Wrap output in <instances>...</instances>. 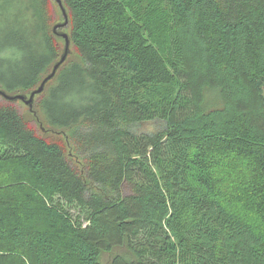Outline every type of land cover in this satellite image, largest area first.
<instances>
[{
  "label": "trees",
  "instance_id": "1",
  "mask_svg": "<svg viewBox=\"0 0 264 264\" xmlns=\"http://www.w3.org/2000/svg\"><path fill=\"white\" fill-rule=\"evenodd\" d=\"M53 1L0 0L8 94L61 55ZM62 4L74 51L0 96V264H264L214 174L245 161L264 230V0H157L158 45L139 0Z\"/></svg>",
  "mask_w": 264,
  "mask_h": 264
},
{
  "label": "rangeland",
  "instance_id": "2",
  "mask_svg": "<svg viewBox=\"0 0 264 264\" xmlns=\"http://www.w3.org/2000/svg\"><path fill=\"white\" fill-rule=\"evenodd\" d=\"M139 4L140 5H135L133 7V14L137 15L141 19L142 24L145 26L144 34L146 38L158 45L159 43H161L162 37L161 35L159 36L158 30L156 29L157 27L155 26L157 22V16L159 15V13L157 14L156 8L157 0H139ZM52 6L54 14L56 16L51 24L50 30L55 38V41L60 45V49L62 52L64 41L62 38L58 37L57 34L53 33L52 28L57 23L62 22L63 18L58 5L54 2V4L52 3ZM3 18L4 16H1L0 20H7V17L6 19ZM9 28L14 29L13 27H8L5 34L10 32L8 31ZM57 32H64L68 34V25L63 29H58ZM5 34L4 36H6ZM73 51V46L70 44V53H72ZM35 100H37V98ZM17 104L23 111L27 110V107L22 103L18 102ZM159 126L160 124L149 122L140 125L138 127V130L151 131ZM34 129L37 133H41L37 126H34ZM246 171L245 161L235 155H227L224 158L219 159V163L216 165V168H214V174L216 175L218 182V192L221 193L220 197L222 199V202L226 204L231 209V211H235L236 213L242 215L243 218H245L249 223L252 224L257 232L264 233L263 228L260 226L259 221L257 220V216L253 212L249 211L252 201H250L248 197L243 196V192L245 191L243 187L246 186L245 184L241 185L240 183H242L243 179L248 176V173Z\"/></svg>",
  "mask_w": 264,
  "mask_h": 264
},
{
  "label": "water",
  "instance_id": "3",
  "mask_svg": "<svg viewBox=\"0 0 264 264\" xmlns=\"http://www.w3.org/2000/svg\"><path fill=\"white\" fill-rule=\"evenodd\" d=\"M54 1L57 3V5L60 9L62 18H63L62 22L57 23L52 28L53 33L57 34V36L62 38L64 41V46H63V49H62V52H61L59 59L53 64L51 70L41 80L39 85L36 88H34L32 91H30L28 94L11 95V94L6 93L4 90H0V96L1 97H3L4 99H6L8 101H12V102L20 101L24 105H26L30 111H32V109H33V104H34L35 98L44 91L46 84L55 77L57 71L62 66V64L65 62L66 58L68 57V55L70 53V40H69L68 34H66L64 32H57L58 29H63L68 25V22H69L68 13L62 4V0H54Z\"/></svg>",
  "mask_w": 264,
  "mask_h": 264
}]
</instances>
